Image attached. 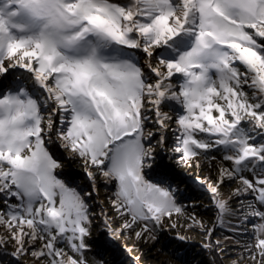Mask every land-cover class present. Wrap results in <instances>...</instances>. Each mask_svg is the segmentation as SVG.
<instances>
[{"label": "snow or ice", "instance_id": "snow-or-ice-1", "mask_svg": "<svg viewBox=\"0 0 264 264\" xmlns=\"http://www.w3.org/2000/svg\"><path fill=\"white\" fill-rule=\"evenodd\" d=\"M9 76L17 86L5 91ZM150 119L161 133L175 124L179 163L219 156L206 182L216 224L235 197L256 221L248 258L264 264V0H0V244L40 264H88L90 193L58 178L53 135L93 187L97 174L115 184L113 209L137 240L174 216L210 239L215 225L146 178Z\"/></svg>", "mask_w": 264, "mask_h": 264}, {"label": "rangeland", "instance_id": "rangeland-1", "mask_svg": "<svg viewBox=\"0 0 264 264\" xmlns=\"http://www.w3.org/2000/svg\"><path fill=\"white\" fill-rule=\"evenodd\" d=\"M142 55V53H136L141 64H143V59H141ZM18 74L19 70H17V75ZM14 82L16 81L13 77L9 76L8 79L4 81L7 85H4L7 87ZM161 107L162 110L165 107L163 111L168 112L169 115H173V109L178 106L174 105L172 102L166 101ZM149 115L151 116L152 114ZM158 127L159 126H156L151 119L147 123V128L155 133L151 141L152 145H156L157 140L163 135L164 146L161 148L157 145L158 148L156 150L159 152L155 154L152 168L146 169V178L151 182L161 183L164 186L170 187L176 194L177 202L185 209L186 215L191 216L195 214L204 221L205 226L208 228H212L215 225V231L209 239L205 231L196 227H190V222L186 221L184 216H174L172 221H166L164 228L155 231L154 240L147 238L137 240L133 232L121 228L122 220L113 209L112 200L114 198L113 193L115 192V184L106 182L97 174L95 189L93 191L89 190L88 186H85L88 185V183H86L87 179L82 176L83 174H85V176L87 175L83 161L78 157H73L71 153L60 147L59 141H57L55 135H53L52 139L54 143L48 145V147L54 157L62 164V167L57 170L58 178L65 181L69 187L75 188L81 194L90 193V195L87 196V202L90 206V218L92 221L90 229L91 235L88 237L91 247L86 254L88 264H201V257L205 258V256L207 261L212 264V260H214L216 264H253L245 251V245L250 242L254 243L252 240L253 226H251L246 233H242L243 229L239 230V233L234 232L235 235H238L234 236L232 234L230 235L222 226L216 224V209L213 207V202L207 188H203L204 186H197L196 192L189 184L191 177L194 178L195 176L197 178L201 175V178H206L207 182H211L210 179H208L202 169L195 168V165L188 167L178 162L179 154L173 151L176 146V137L178 135V133L175 132V124L170 123L169 129L162 133L157 131ZM161 150L167 153V155H162L160 157ZM205 161H207V165L210 166L212 170H215L217 179V168L220 162L219 156H217L215 161ZM206 180L205 185H207ZM84 183L86 184L84 185ZM89 184L93 187V182L91 180ZM222 186L228 188L225 195H223V191H220L221 198L227 200L228 193H230L231 196L236 184L226 182ZM200 189L202 193H200ZM233 198L236 199L235 197L231 199ZM246 198L249 200L248 203L252 202L251 196ZM100 203L103 206L98 210L97 207ZM92 206H94L93 209L95 210H92ZM236 209V214L242 212L239 206ZM230 219L231 221H237V223L241 222L242 224H249L255 221L254 219H245V217L241 218L240 215ZM111 222L114 225L113 227ZM118 222L120 225H118ZM172 222H175L177 227H171L170 224ZM113 231H119L120 234H116V232ZM122 231L125 232L124 235L121 234ZM178 234L186 237L190 242H183V240L178 239ZM0 235L6 237V231L3 227H0ZM131 236L137 240V243L131 242ZM220 239L221 241H219ZM192 240H194L195 243L192 242ZM221 244L226 245L223 247ZM0 245L4 247L8 245V248L11 250V245L14 246L11 241ZM137 245H145L148 254H143L141 250H138ZM230 247L231 250L229 251ZM207 249H209V251ZM12 251L14 252H11L10 258L14 264H40V262L34 259L30 254L18 257L14 254L15 249Z\"/></svg>", "mask_w": 264, "mask_h": 264}, {"label": "trees", "instance_id": "trees-1", "mask_svg": "<svg viewBox=\"0 0 264 264\" xmlns=\"http://www.w3.org/2000/svg\"><path fill=\"white\" fill-rule=\"evenodd\" d=\"M165 109V107L163 108V110ZM157 126V125H156ZM154 147H156V149L158 148L157 147V144L156 145H154ZM156 152H157V150H156ZM159 152V151H158ZM157 152V153H158ZM195 168H198V169H202L203 170V172L205 173V175L208 177V179H210V181L211 182H215L216 181V172H215V170H212L211 168H210V166H208L207 165V161H205L203 158H201V160H200V166L199 167H197V166H195ZM83 176V178H86L87 179V181H86V183H88V185H85L86 183H84V185L85 186H88V188H89V190H91V191H93L95 188L94 187H91L92 185L91 184H89L90 183V180H89V178L88 177H86L85 176V174H83L82 175ZM189 184L191 185V187L194 189V191H196L197 192V186H200L199 184H197V183H195V182H193V181H189ZM227 190H228V188H224L222 185H221V187H220V191L223 193V195H225L226 194V192H227ZM200 193H202L201 192V189H200ZM198 196H199V194H198ZM231 196H230V193H228V199L227 200H229V198H230ZM240 199H243L244 201H245V204H247L248 203V201L249 200H247V198H240ZM235 200V201H234ZM250 203V202H249ZM101 206H103L101 203L99 204V206L97 207V209L99 210L100 208H101ZM238 206L240 207V205H239V203H238V201L236 200V199H230V201H229V207L231 208V209H233L234 210V216L233 215H228V216H226L225 217V224L222 226L223 228H224V230H227L228 232L230 231L231 233H229L230 235L232 234V235H234V236H238V235H235L234 234V232H237V233H239L240 231L239 230H241L242 229V227H246L245 229H247V228H250L251 227V224H249V226L248 225H245V224H242L241 222H239V223H237V221H231V219L230 218H232V217H235V216H241V218H244L245 217V211H242V212H240V213H238V214H236V208H238ZM103 208V207H102ZM118 225H120L119 224V222H118ZM227 225V226H226ZM225 226H226V228H225ZM239 227H240V229H239ZM120 234L119 233V231H117L116 232V234ZM242 233H244V231L242 232ZM121 234H125V232L124 231H122L121 232ZM131 238H132V240H131V242H135V243H137V240H135V238L133 237V236H131ZM127 239H129V238H127ZM219 241H221V239L219 240ZM9 245H10V243H9ZM223 245V244H222ZM226 245V244H225ZM224 245V246H225ZM3 245H0V264H14L12 261H11V252H14V251H12V250H14L15 249V247L14 246H12L11 245V248H12V250L11 249H9L8 248V245H6L5 247L3 246ZM137 248H138V250H141V252H143V254L145 253L146 255L148 254V250H146V248H145V245H137ZM231 250V247L229 248V251ZM208 257V256H207ZM201 264H212V263H210V262H208L207 261V258H206V256H205V258L204 257H201Z\"/></svg>", "mask_w": 264, "mask_h": 264}, {"label": "bare ground", "instance_id": "bare-ground-1", "mask_svg": "<svg viewBox=\"0 0 264 264\" xmlns=\"http://www.w3.org/2000/svg\"><path fill=\"white\" fill-rule=\"evenodd\" d=\"M117 248V247H116ZM125 260V259H124ZM127 262V261H126Z\"/></svg>", "mask_w": 264, "mask_h": 264}]
</instances>
